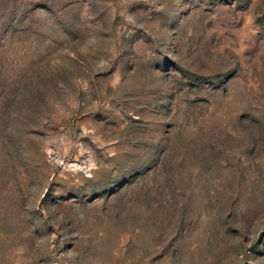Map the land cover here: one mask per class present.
Here are the masks:
<instances>
[{
    "label": "rangeland",
    "instance_id": "1",
    "mask_svg": "<svg viewBox=\"0 0 264 264\" xmlns=\"http://www.w3.org/2000/svg\"><path fill=\"white\" fill-rule=\"evenodd\" d=\"M0 264H264V0H0Z\"/></svg>",
    "mask_w": 264,
    "mask_h": 264
}]
</instances>
